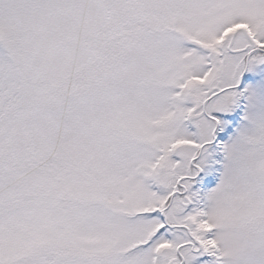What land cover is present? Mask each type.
Returning a JSON list of instances; mask_svg holds the SVG:
<instances>
[{"label": "snow or ice", "instance_id": "obj_1", "mask_svg": "<svg viewBox=\"0 0 264 264\" xmlns=\"http://www.w3.org/2000/svg\"><path fill=\"white\" fill-rule=\"evenodd\" d=\"M0 264H264V0H0Z\"/></svg>", "mask_w": 264, "mask_h": 264}]
</instances>
